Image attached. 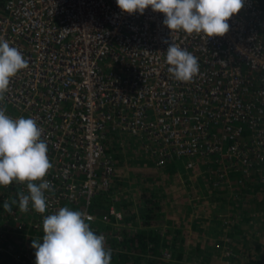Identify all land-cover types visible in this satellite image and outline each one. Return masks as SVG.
<instances>
[{
    "label": "built area",
    "instance_id": "obj_1",
    "mask_svg": "<svg viewBox=\"0 0 264 264\" xmlns=\"http://www.w3.org/2000/svg\"><path fill=\"white\" fill-rule=\"evenodd\" d=\"M262 1L245 0L229 20V33L208 39L171 33L163 14L149 8L129 15L116 0H0V40L29 62L11 80L0 108L13 119L37 122L53 164L45 178L52 185L46 212H35L31 203L21 212L17 203V222L0 229V240L6 234L23 244L42 240L44 217L68 207L86 214L107 249L121 241L122 213L113 205L101 215L94 208L116 183L111 149L123 139L156 168L172 159L188 169L200 164L211 188L228 186L235 197V190L258 194L256 188H264ZM173 42L198 59L191 82L168 72ZM21 191L28 194L26 185L0 186V208L18 201ZM98 223L107 229L98 230ZM1 253L33 264L30 255L9 252L3 242Z\"/></svg>",
    "mask_w": 264,
    "mask_h": 264
},
{
    "label": "clouds",
    "instance_id": "obj_2",
    "mask_svg": "<svg viewBox=\"0 0 264 264\" xmlns=\"http://www.w3.org/2000/svg\"><path fill=\"white\" fill-rule=\"evenodd\" d=\"M122 12L143 15L146 9L164 15V25L188 35L204 34L208 39L224 37L230 31L229 20L238 15L245 0H116ZM168 72L178 81L191 82L199 73L195 55L171 43L166 52ZM29 67L28 60L6 40H0V101L5 99L11 80ZM42 129L32 118L13 119L0 108V186L14 182L26 185L28 194L18 192L16 199L6 200L3 208L11 213L18 203L21 212L44 214L46 191L52 190L46 176L53 168ZM81 211L62 207L43 219V239H33L36 264H111L112 253L105 247L103 235H97Z\"/></svg>",
    "mask_w": 264,
    "mask_h": 264
},
{
    "label": "trees",
    "instance_id": "obj_3",
    "mask_svg": "<svg viewBox=\"0 0 264 264\" xmlns=\"http://www.w3.org/2000/svg\"><path fill=\"white\" fill-rule=\"evenodd\" d=\"M262 2L264 3V0ZM177 164L178 160H169L161 168L157 169V171L169 172V170H172V172H176L178 169ZM144 181H151L152 184L156 182L154 178L151 177L144 178ZM145 186H148L149 188H145ZM150 186V184H147L145 182L144 186H141V189L138 190V193L136 194L137 196L133 197L123 194L122 191L120 192L114 187L111 188L107 194L98 197L97 203L104 207V209H106L105 207L113 205L123 215V227L121 229L122 231H124L123 239L121 241L113 240L108 243V247L110 249L117 250H111V264H175L177 262H197L200 264L210 262L214 264V260H211L209 258L211 257L212 251H214V255L218 259L219 256L217 254L221 250V246L218 247V249L214 247V239L212 241L210 240V237L213 238V236H217L219 234V231H221L219 236H222L224 225H226V232L224 233H226V238H228V241H223V243L227 244L230 249L237 248V250H239L238 252H243L244 254L246 253L240 249L239 245L241 243V239L236 235L239 233L245 234L243 229L246 226H253L254 228L256 226L254 225V223H252L253 217L250 216V206L252 204V202L250 201L252 199L251 192L249 194H245L243 190H235V192H238V196L235 197V194L231 193V190H229L228 186L223 188H212L210 190L211 192L207 193L205 197H207V199H209L210 201L212 200L211 204H214H209L211 208L210 213L214 211L213 215L211 213L210 217H201L199 219L202 221V223H204V226L201 228H203L207 237L204 236V239L201 240L195 237V242L189 244L188 241H186V238H184V234L180 232V229H150L153 227V225L160 224L158 222L159 219H157L159 214L156 212V210L159 209V206H155L153 203L148 201L146 197V193L148 192L146 191V189H149L150 191L153 190V188ZM257 188H259L258 191H261L263 189L262 186H258ZM151 193L153 194L155 192ZM165 195L166 192H164V196ZM213 201L215 203H213ZM222 204H228V206H221ZM189 206H191L190 208L192 209V206H194V204L191 203ZM227 208L232 209V212L234 214L228 216ZM13 209L15 210V208ZM13 212L14 211H12L11 214L9 212H6L4 208H0L1 230L5 228L8 229L11 225L17 222L14 219V216L17 215V212L14 214ZM96 213L98 215H101L105 213V211L98 209ZM220 215L227 216L226 219H228L229 221L226 220V222H223L224 219H218V216ZM170 220H167L168 225L172 224L175 226L176 224ZM139 226L146 230H139L134 232L133 230ZM97 228L98 230H106L107 226H103V224L98 223ZM219 228H222V230H219ZM4 236V239L11 238L9 234H6ZM39 241L42 242V240ZM32 242L33 240L29 239L26 241V247L21 254H23V252L27 253L28 255H30V259H32L33 264H36L35 249L32 247ZM188 248L192 249V252L188 253L189 255L187 254ZM136 251H138L140 255H134V252ZM164 252L170 254L169 260L162 258ZM206 252L208 255L204 254ZM147 253H150V256H144V254ZM227 259L229 260V262H235L236 259H240V257H238V255L235 253L227 256ZM0 264L22 263H16L11 260V257L9 255L1 253Z\"/></svg>",
    "mask_w": 264,
    "mask_h": 264
},
{
    "label": "rangeland",
    "instance_id": "obj_4",
    "mask_svg": "<svg viewBox=\"0 0 264 264\" xmlns=\"http://www.w3.org/2000/svg\"><path fill=\"white\" fill-rule=\"evenodd\" d=\"M118 142H120L118 140ZM116 142V143H118ZM125 142H127V140L123 139L121 140V143H124V145H120V146H115L114 149V158L116 160V164L118 167V171H117V176H116V183L114 184V188H116L118 191H122L123 194L126 195H130V196H135V194H137L138 190H140L141 186H144V183L146 182L147 184H150L153 188L152 191H150L149 189H146V191H148L146 193V197L148 199V201H150L151 203H153L155 206H159V215L157 219L159 223H164L166 220L170 219V216L167 215L166 213L167 211H164V209L168 208L166 205H168V200H164V188L165 186L168 184V180L167 178H165V176H156L159 171H157L156 167H154V165L152 164V162L150 161V159L146 158L143 156V154L140 153V151L138 150V146H133L132 144H130L129 146H126ZM150 161V162H149ZM178 166H182L184 168V170L182 168L178 167V171L175 172L176 174V180L175 178H173V176H171L170 178H173L174 181L171 182L170 178H169V182L170 184L174 185V192H175V196H179L177 201V205L180 206V203L182 201H184L185 199H188L189 202L193 203L194 206L198 205L201 202H205L207 200V198L205 197L207 193H210L211 191V187L209 186V183L207 181L206 176L204 175L203 172V166L198 164L196 165L193 169H188L185 166V161L183 160H179L178 161ZM155 170V171H154ZM158 173H157V172ZM151 172H155L156 175L154 173L150 174ZM149 176H151V178H154V180L156 181L154 184L151 183V181L147 182L144 181V178H150ZM178 183V184H177ZM183 183V185L186 186V190L185 188L181 189L180 185ZM153 185V186H152ZM179 185V186H178ZM145 188H149L148 186H145ZM180 188V189H179ZM203 189L206 191L204 192ZM184 190V191H183ZM202 190V191H201ZM264 191V188L262 189ZM151 192H155V193H151ZM182 194H184L185 197H183V199H180V197H182ZM260 196V200L264 201V193H262L261 195L258 194ZM257 194H252V199L250 200L251 202H253V210L250 211V216L253 217V221L252 223H254L255 228L253 229L254 232H258L260 235L262 233H264V210L261 209V207L256 208L258 206H255V201L257 200L256 196H258ZM164 196V197H163ZM254 196L256 198H254ZM98 197L95 199V202H97ZM205 200V201H204ZM258 200V201H260ZM199 202L196 203L195 202ZM210 203H212L210 200H208ZM213 203H215L213 201ZM175 205V204H174ZM214 205V204H213ZM221 206H228V204H222ZM99 207V206H98ZM166 207V208H165ZM204 209L206 211H210V206L209 203L207 202V205L204 206ZM168 210V209H167ZM262 214V215H261ZM227 216L225 215H220L218 216V219H224L223 222L228 219H226ZM229 221V220H228ZM158 225V224H157ZM226 225H224V230H222V228L219 230H222V236L219 234L221 233V231H219V234L217 236H213V238L211 239L213 241L214 239V247H216L218 249V247L221 248L220 253L221 256H219V258L217 259L216 256H212L209 258L211 260H214V264H234V262H229V260L227 259V256L230 255L229 251L231 250L234 254L236 253V251L232 248L230 249L228 247L227 244L223 243V241H226V232L225 227ZM195 237H193L192 240H190L189 244H192L195 242L194 240ZM222 238V239H220ZM0 242H3L4 246L6 249L9 250V252H14V251H23L25 249V244L20 243L19 241H16L14 239H1ZM211 242V241H210ZM208 242V243H210ZM216 243V244H215ZM255 243V245H254ZM253 245L250 243L249 245L252 246V249L255 252H261V254H264V244L262 243L261 240H259V243L254 242ZM261 243V244H260ZM197 246V245H196ZM211 246V245H210ZM199 249V248H196ZM188 253L192 252V249H187ZM194 250V249H193ZM207 253V252H206ZM212 255L215 254L214 251H212ZM24 254V252H23ZM189 255V254H188ZM175 262V261H173ZM197 264V262H188V264ZM175 264H185V263H175ZM204 264H212V263H204Z\"/></svg>",
    "mask_w": 264,
    "mask_h": 264
},
{
    "label": "crops",
    "instance_id": "obj_5",
    "mask_svg": "<svg viewBox=\"0 0 264 264\" xmlns=\"http://www.w3.org/2000/svg\"><path fill=\"white\" fill-rule=\"evenodd\" d=\"M152 161V160H150ZM149 161V162H150ZM179 168H182L184 170V168L182 166H178ZM159 169V168H157ZM156 169V170H157ZM155 171V170H154ZM178 171V170H177ZM157 172V171H156ZM154 173L156 175L155 172H151L150 174ZM158 173V172H157ZM165 176V178H167L168 180V184L165 186L164 188V191L166 192V198L164 197V200H168V205H166L168 208L164 209V211H167L166 213V216L169 215L170 216V221H173L176 225H172V224H169L168 225V222L167 220L164 222V223H160L158 225H153L152 228L150 229H153L157 230V228H162L163 230L165 229H180V232L182 234H184V238H186V241H188V243H190L189 241L193 239V237H197L198 239H204V236L207 237V235H205V232L203 230V227L204 223H202L201 220H199L201 217L202 218H205V217H210L211 213L213 215V212L210 213V211H206L204 209V206L207 205V202L209 203V199H207L205 202H195V205L196 203H199L198 205H196L195 207L192 206V209L190 208L191 206H189L191 204V202H189L188 199H185L184 201H182L180 203V206L177 205L176 202L178 197L179 196H175V192L173 190L174 188V185L170 184L169 182V178L171 176H173V178H175L176 180V174L175 172H172V170H169V172H165V171H162V172H159L156 176ZM151 177V176H150ZM173 178H170L171 182L174 181ZM178 184V183H177ZM179 186V185H178ZM185 188L186 190V186L183 185V183L180 185V188ZM179 188V189H180ZM183 188V189H184ZM259 188H256V190L254 192L258 193V194H262L264 193L263 190L261 191H258ZM184 191V190H183ZM202 191V190H201ZM204 192H206L204 189H203ZM138 193V192H137ZM257 194V195H258ZM135 196H137L135 194ZM133 197V195H132ZM184 194H182V197H180V199H183ZM255 197V196H254ZM257 200L255 201V206H258L256 208H259L261 207V209H264V201L263 200H260V197L259 196H256ZM207 198V197H206ZM260 200V201H258ZM175 204V205H174ZM210 205H213L211 203H209ZM99 206V207H98ZM247 206V205H245ZM249 206V205H248ZM253 202L250 206V210L252 211L254 208H253ZM106 209H104V207H102L100 204H98L97 202H95V208H94V211L96 210H103V211H106L108 207H105ZM168 209V210H167ZM159 209L156 210V212L159 214ZM228 210V216L229 215H233L234 213L232 212V209L230 208H227ZM210 213V214H209ZM160 220V219H159ZM123 223V222H122ZM264 223V222H263ZM200 228V230H199ZM254 227L253 226H246L243 230L245 232V234H242V233H239L237 234L236 236L238 238H240L241 240V243H240V249L244 252H246L245 254L243 252H238L239 250H237V248H235L234 250L236 251V254L238 255V257H240V259H236V261L234 262V264H264V254H261V252H255L253 249H252V246H250L249 244L251 243L253 245L254 242L256 243H259V240H261V236L264 235V233H262L261 235L258 233V232H254L253 231ZM139 230H146L142 227H137L135 228L133 231L136 232V231H139ZM162 232V230H161ZM164 233V232H163ZM162 234V233H161ZM165 234V233H164ZM235 236V237H236ZM192 238V239H191ZM212 238L210 237V240ZM221 239V238H220ZM261 244V243H260ZM255 245V243H254ZM242 246V248H241ZM245 249V250H243ZM239 253V254H238ZM188 254V252H187ZM206 255H208L207 253H204ZM213 254V253H212ZM211 256H215V255H212ZM133 255V254H131ZM134 255H140V253L138 251L134 252ZM150 256V253H147V254H144V256ZM218 256H221V253L219 251V253L217 254ZM182 263H185V264H188L187 262H182ZM195 264V263H194ZM197 264H200V263H197Z\"/></svg>",
    "mask_w": 264,
    "mask_h": 264
}]
</instances>
